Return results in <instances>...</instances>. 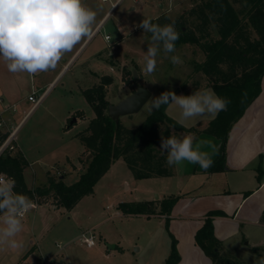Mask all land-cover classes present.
I'll use <instances>...</instances> for the list:
<instances>
[{
	"label": "rangeland",
	"instance_id": "374dc122",
	"mask_svg": "<svg viewBox=\"0 0 264 264\" xmlns=\"http://www.w3.org/2000/svg\"><path fill=\"white\" fill-rule=\"evenodd\" d=\"M115 1L111 0V3ZM198 1H122L96 39L102 42L106 35L110 37V42L106 44V48H103L106 49L103 51V58H91L92 48L84 47L76 56L75 65L68 73L59 77L42 104L25 118L20 127L17 143L25 147L26 151H30L29 159L43 161L38 162L36 166L37 170L41 169L37 178L31 171L28 172L27 183L30 187L47 184L49 170L59 177L61 174H57L58 169L67 174L64 176V182L67 186H71L85 171V167L83 168L80 163L88 166L91 155L89 152L82 154L84 144L79 135L90 125L94 112L81 93L80 87H92L91 71L110 74L115 81L119 79L118 85L116 83L110 87L108 100L110 104H116L134 92V83L147 88L152 92V97L166 91L175 92L178 89L182 93L192 94L196 88L213 91L211 87L204 86L205 82L200 75L196 77L192 74L191 62L201 60V52L193 45L175 48V52L169 56H165L161 51L156 58L155 71L151 74L144 71V55L151 34L143 33L137 25L144 18L151 21L159 20L158 22H162L164 17L174 20L183 11L188 12L193 2ZM89 2L88 7L102 9L103 12L111 6L110 3H102L101 0H89ZM120 41L122 43L119 49L112 48ZM171 55L179 56L180 63L172 64ZM112 61L117 63L120 74L114 67L111 72L110 62ZM185 84L186 87L182 88ZM25 90L26 94L22 95V102H19V111L22 112L16 114L15 125L32 106L31 103L27 104V97L32 91L29 82ZM42 91L38 92L36 97H39ZM150 103L151 101L137 114L121 117V125L129 130L141 126L152 113L149 110ZM73 119H76V123L71 125ZM208 122L195 127L205 128ZM49 154H54V159ZM172 167L175 175L177 168ZM177 180L178 177L171 180L165 178L136 180L126 162L120 159L97 183L94 194L83 198L71 212L64 208L53 209L51 206L55 203L52 197H42L38 199L39 204L49 203L51 206L43 204L44 206H37L36 212L33 209L30 210L23 224L31 225L35 214V222L38 226L35 229L37 239L34 240L33 237L36 244L35 252L38 253L40 250L44 259H56L60 264L62 262L65 264L156 263L165 253L168 257L173 235L164 225L157 228L158 224L154 219L148 222L136 216H124L118 206L121 203L144 202L150 198L153 201L157 198L162 199L165 190L168 193H180L174 185ZM199 194L204 196L210 193L202 191ZM87 231H92L96 236V245L93 248H87L79 241L82 232ZM223 232V247L218 245L216 255L211 256L215 264H255V260L258 261V258L264 255V229L258 230L254 225L246 222L245 225L241 224L237 229L232 228L231 231L223 228ZM111 246L116 249H110ZM10 250L0 251V260L8 256ZM30 262L29 260L25 264H31ZM183 264H195V260L186 258Z\"/></svg>",
	"mask_w": 264,
	"mask_h": 264
},
{
	"label": "trees",
	"instance_id": "16d2710c",
	"mask_svg": "<svg viewBox=\"0 0 264 264\" xmlns=\"http://www.w3.org/2000/svg\"><path fill=\"white\" fill-rule=\"evenodd\" d=\"M163 19L161 23L159 20L151 22L164 26L168 21L169 24L174 21L180 33L175 48L193 45L201 52V60L191 62L192 74L200 75L204 86L211 87L216 95L231 101L227 110L216 114L205 128H185L166 114L168 105H163L159 110H153L141 126L129 130L108 116L110 103L106 87L111 79L102 78L100 84L83 92L95 117L79 135L85 151L91 155L79 180L67 186L63 180L49 177L47 184L29 188L24 177L27 160L21 153H12L10 148H6L0 152V173L15 180L16 193L26 195L32 202L51 196L58 208L71 211L83 198L94 194L97 183L120 159L126 162L136 180L170 177L173 175L172 167L170 169L166 164V155L159 149L161 134L164 137H196L201 134L215 137L220 141V150L208 171L226 170L229 134L261 93L264 78V0H199L176 19ZM185 87L186 84L182 86ZM179 92V89L175 91L176 94ZM7 137V133H0V149ZM258 180L261 181L259 176ZM178 200L179 197L168 196L159 201L121 203L118 209L124 216L165 217L168 228V219ZM219 216H222L221 212H209L195 234L196 245L210 257L216 255L219 245L213 224V219ZM180 259L177 241L172 237L165 264H178Z\"/></svg>",
	"mask_w": 264,
	"mask_h": 264
},
{
	"label": "crops",
	"instance_id": "0c3cea01",
	"mask_svg": "<svg viewBox=\"0 0 264 264\" xmlns=\"http://www.w3.org/2000/svg\"><path fill=\"white\" fill-rule=\"evenodd\" d=\"M84 3L87 6H90L89 0H84ZM93 10L97 11L96 24L94 26L95 35L91 40L83 39L78 45H76L73 51L68 53L62 62L57 65L55 70H49L47 72H41L35 75H29L26 72L11 73L8 71L5 62L0 59V112L3 113L2 115L7 125L6 128L0 130V133L9 134L11 129L14 128L15 131L13 140L10 144V149L12 153H21L28 162V166L24 170V177L29 188L32 187H30V185L27 183V174L31 171L32 175L37 178L41 169L38 168L39 170H37L36 166L39 164L38 162L42 161V159H29L28 152L30 151H26L27 149L25 147H22L19 143H17L19 140L17 138L18 132L23 121L27 117L26 114L28 113L27 112L20 122L15 125L16 114H18V112H22L19 111V102H22V95L26 94L25 89L28 85V82L30 83L32 91L34 90L41 92L44 90L42 92L46 93L47 95L49 90L58 81L59 77L65 73H68L73 65H75L74 61L76 56L84 47L92 48V52L90 53L91 58H103V51H106V49L103 48H106V44L109 43L110 40L106 41L104 37L103 41L100 42L96 41V39L100 35L101 31L104 30L112 13L110 12V7L106 9L105 12H103L102 9L97 10L93 8ZM99 27L101 29L100 31H97ZM121 43L122 41L119 43L117 42L114 46H112V48L116 47L115 50L119 49V45H121ZM110 65L111 72H113L114 68L117 70V63L112 61L110 62ZM102 78L111 79V83L106 87V97L107 100H109L110 87L116 83L117 85L119 84V79L115 81V79L110 74H99L98 72L91 71V84L93 85L92 87L86 88L80 87L81 93L83 94L84 91L100 84ZM121 82L122 81H120V83ZM180 92L177 93V95L192 94L182 93V91ZM7 107H9V110H6ZM180 113L181 110L175 104H169L166 107V114L185 128H192L197 125H201L204 122L211 121L216 117V114H205L188 119H182ZM81 115L84 117L83 113H81ZM199 141L206 142L201 150L207 151L214 162L219 154L220 141L215 137L206 134L196 136L195 142ZM86 152L87 151H85L84 147L82 154L85 155ZM49 156L54 159V154H49ZM80 160H82V157L79 158V161ZM43 164L47 165L46 163ZM80 164L86 169V165L84 163ZM175 167L177 168L175 175L173 173V175L170 177H163L170 180L172 178L174 179L175 177H178V180L174 183V185L176 190L178 189L180 192L175 194L168 193L166 190L163 191L164 193L162 199L168 196L179 197V200L174 206L172 214L168 219V228L166 227L167 220L165 217H136L144 219L148 222H151L154 219L158 224L157 228H160V225H164L165 228L170 231L177 241V249L181 258L178 264H183L186 258L187 260L190 258L195 260V264H215L212 257L206 255V253L195 243V234L203 226L206 220V215L209 212L217 211L222 213V216L215 217L213 219L215 237L221 246L224 240L223 228H227L229 231H231L232 228L237 229L241 224L245 225L247 222L254 225L258 230H263L264 78L262 79L261 93L248 107L239 121L233 126L229 134L227 143L226 170L211 173L208 171L209 168L204 170L199 165L190 164L187 161ZM56 172L57 174L61 175L57 177V175L52 174V171L49 170V172H47V177L58 178L64 181V176L67 174L65 172L62 173L60 169L56 170ZM258 176L261 178V181L258 180ZM180 189H182V191H180ZM202 191H207L210 194L202 196L199 194ZM162 199L157 198L155 201ZM151 201L153 200L150 198L148 201L144 202ZM43 204L48 206L50 205L49 203H40L38 206H44ZM51 207L53 209H59L56 205ZM34 216L35 214L33 215L31 225L27 226L23 224V231L18 234V237L16 238L21 242L22 246L19 249L10 250L9 255L3 257L0 260V264H16V262H19V264H25L29 260L31 262L40 261L41 258H43V253L40 250L38 253L35 252L36 244L34 243V240L37 239L35 235V229L38 228V226H36ZM25 218L23 220H25ZM220 234H222V236ZM110 249L113 250L116 249V247L111 246ZM166 255L167 253H165L161 257L160 261L156 263L165 264L164 262L167 258ZM156 263L143 262V264Z\"/></svg>",
	"mask_w": 264,
	"mask_h": 264
},
{
	"label": "clouds",
	"instance_id": "9594fccd",
	"mask_svg": "<svg viewBox=\"0 0 264 264\" xmlns=\"http://www.w3.org/2000/svg\"><path fill=\"white\" fill-rule=\"evenodd\" d=\"M96 17L97 11L84 0H0V59L11 73L35 75L55 70L83 39L93 38ZM137 27L143 33H151L144 55V71L151 74L161 51L165 56L175 52L180 33L174 21L161 26L144 18ZM170 61L178 64L180 57L171 55ZM150 101V111L175 104L181 110L182 119L215 115L226 111L231 103L211 89L197 90L191 95L166 91ZM205 143L195 142L192 135L164 137L161 134L159 149L166 155L169 167L187 161L207 170L213 160L207 151L201 150ZM14 188L15 180L0 173V251L22 246L16 237L23 231V218L34 207L29 197L16 193ZM255 264H264V255L255 260Z\"/></svg>",
	"mask_w": 264,
	"mask_h": 264
},
{
	"label": "built area",
	"instance_id": "2783aa9c",
	"mask_svg": "<svg viewBox=\"0 0 264 264\" xmlns=\"http://www.w3.org/2000/svg\"><path fill=\"white\" fill-rule=\"evenodd\" d=\"M122 1L123 0H116L115 2L111 3V0H102L103 3H110L111 4V6H110V12L111 13L116 11V9L122 3ZM100 29L101 28L99 27L97 31H100ZM105 40L109 41L110 37L105 36ZM37 94H38V92L33 90L32 93L27 97L28 103H31L32 106L29 109L26 116H28L33 111H35L42 104L43 100L46 97L45 96L46 93H42L39 97H36ZM6 110H9V107H7ZM2 114L3 113L0 112V130L7 127L5 119H4ZM14 131H15L14 128L11 129L10 133L8 134L7 139L5 140V142L3 143V145L0 149V152L5 150L6 148H10L11 141L13 140ZM33 204H34V207L32 209L35 210L37 208V206L39 205V202L37 200H35V201H33ZM27 214L25 215V217L27 216ZM79 241L82 245L86 246L87 248H93L96 245V236L92 231L83 232L79 238ZM31 264H60V263L56 259L41 258L40 261H32Z\"/></svg>",
	"mask_w": 264,
	"mask_h": 264
},
{
	"label": "water",
	"instance_id": "95a60500",
	"mask_svg": "<svg viewBox=\"0 0 264 264\" xmlns=\"http://www.w3.org/2000/svg\"><path fill=\"white\" fill-rule=\"evenodd\" d=\"M152 95V92H150L147 88L135 83L134 92L127 95L118 103L108 105V116L116 123H119L121 117L139 113L142 108L150 101ZM74 123H76V119H73L71 125ZM61 264L65 263L62 262Z\"/></svg>",
	"mask_w": 264,
	"mask_h": 264
}]
</instances>
